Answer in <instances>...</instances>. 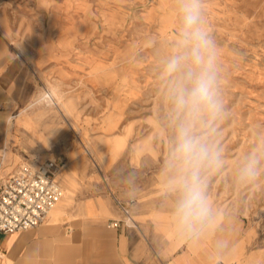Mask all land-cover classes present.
Segmentation results:
<instances>
[{
    "label": "rangeland",
    "instance_id": "1",
    "mask_svg": "<svg viewBox=\"0 0 264 264\" xmlns=\"http://www.w3.org/2000/svg\"><path fill=\"white\" fill-rule=\"evenodd\" d=\"M180 2L0 0L7 24L1 33L36 72L31 104L43 89L56 103L32 107L31 129L50 153L36 161L65 164L57 176L59 204L69 199V181L77 188L100 182V174L140 183L149 173L156 194L173 191L180 119L172 100L176 75L166 65L176 54ZM204 6L220 110H202L192 128L211 158L199 177L208 206L220 219L229 214L244 222L252 263L264 264V0ZM251 158L255 175L241 179Z\"/></svg>",
    "mask_w": 264,
    "mask_h": 264
},
{
    "label": "crops",
    "instance_id": "2",
    "mask_svg": "<svg viewBox=\"0 0 264 264\" xmlns=\"http://www.w3.org/2000/svg\"><path fill=\"white\" fill-rule=\"evenodd\" d=\"M0 20L1 186L21 166L40 164L36 158L50 153L31 129L37 115L32 107L40 99L31 104L38 87L36 72L28 60L12 53L1 33L7 24ZM108 175L106 180L100 174V182L77 183V188L69 181L67 203L58 204L40 225L0 233V264H253L251 232L240 219L229 214L220 219L218 210L209 207L208 219L196 232L182 231L174 218L178 191L156 194L149 173L140 183ZM114 198L134 200L128 225ZM112 221L118 227L111 228Z\"/></svg>",
    "mask_w": 264,
    "mask_h": 264
},
{
    "label": "clouds",
    "instance_id": "3",
    "mask_svg": "<svg viewBox=\"0 0 264 264\" xmlns=\"http://www.w3.org/2000/svg\"><path fill=\"white\" fill-rule=\"evenodd\" d=\"M204 5L205 0H181L176 54L166 65V71L176 75L172 100L180 119L171 156V167L176 169L177 176L170 187L179 192L174 218L178 229L189 232H196L209 217L199 168L211 159L208 147L193 135L192 128L202 110L212 113L220 110L214 92L215 42L207 28ZM256 163L254 158L249 160L241 179L255 175Z\"/></svg>",
    "mask_w": 264,
    "mask_h": 264
},
{
    "label": "built area",
    "instance_id": "4",
    "mask_svg": "<svg viewBox=\"0 0 264 264\" xmlns=\"http://www.w3.org/2000/svg\"><path fill=\"white\" fill-rule=\"evenodd\" d=\"M60 167L53 160L37 165H23L0 186V233L28 231L40 225L60 202L63 191L57 176ZM115 203L124 215L123 223H131L133 199ZM111 228L119 225L110 222Z\"/></svg>",
    "mask_w": 264,
    "mask_h": 264
},
{
    "label": "bare ground",
    "instance_id": "5",
    "mask_svg": "<svg viewBox=\"0 0 264 264\" xmlns=\"http://www.w3.org/2000/svg\"><path fill=\"white\" fill-rule=\"evenodd\" d=\"M40 101H46L49 105H54L56 104L53 100V98L51 97V95L49 93H43L42 96L40 97V99L37 101L40 102ZM87 154H89V152H86ZM90 155V154H89ZM59 204V203H58ZM57 204V205H58ZM57 205L48 213V216L50 215V213L52 212H56V210L54 211V209L57 207Z\"/></svg>",
    "mask_w": 264,
    "mask_h": 264
}]
</instances>
